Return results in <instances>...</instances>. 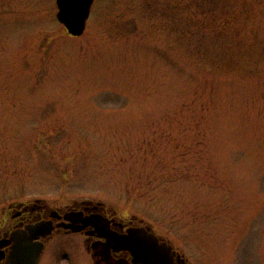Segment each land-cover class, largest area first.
I'll return each instance as SVG.
<instances>
[{
	"label": "rangeland",
	"instance_id": "rangeland-1",
	"mask_svg": "<svg viewBox=\"0 0 264 264\" xmlns=\"http://www.w3.org/2000/svg\"><path fill=\"white\" fill-rule=\"evenodd\" d=\"M0 0V210L102 201L191 264H264V0Z\"/></svg>",
	"mask_w": 264,
	"mask_h": 264
},
{
	"label": "flooded vegetation",
	"instance_id": "flooded-vegetation-1",
	"mask_svg": "<svg viewBox=\"0 0 264 264\" xmlns=\"http://www.w3.org/2000/svg\"><path fill=\"white\" fill-rule=\"evenodd\" d=\"M150 233L155 238L146 235ZM20 246L38 253V264H149L147 251L161 247L169 264H191L177 246V237L158 233L142 219L120 215L107 203L91 199L62 205L34 199L4 206L0 264H16Z\"/></svg>",
	"mask_w": 264,
	"mask_h": 264
},
{
	"label": "water",
	"instance_id": "water-1",
	"mask_svg": "<svg viewBox=\"0 0 264 264\" xmlns=\"http://www.w3.org/2000/svg\"><path fill=\"white\" fill-rule=\"evenodd\" d=\"M93 3L94 0H56L58 8L56 17L69 34L80 36L86 29ZM146 235L155 238L153 233ZM154 240L156 242V239H151V243ZM147 254L149 264H169L167 252L162 247L159 250L151 249L147 251ZM38 257V253H34L32 249L25 246H20L15 252L16 264H38Z\"/></svg>",
	"mask_w": 264,
	"mask_h": 264
}]
</instances>
